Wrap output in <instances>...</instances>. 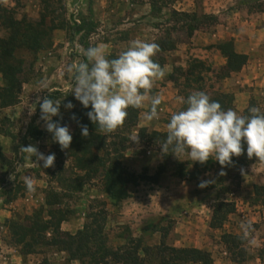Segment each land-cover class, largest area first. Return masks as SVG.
<instances>
[{
    "label": "rangeland",
    "instance_id": "1",
    "mask_svg": "<svg viewBox=\"0 0 264 264\" xmlns=\"http://www.w3.org/2000/svg\"><path fill=\"white\" fill-rule=\"evenodd\" d=\"M150 3L151 0H0V41L10 40L26 24L38 26L42 33L39 44L17 40L11 46L21 48L5 60L0 58V264H86L90 253L98 257L105 252L123 255L125 249L132 251L136 243L131 245L130 240L141 242L138 255L145 264H159L155 248L162 242L169 247L176 245L177 235L188 243H178L176 249H192L197 243L212 264L224 259L232 264H264V163L233 161L232 166L222 169L212 159L207 170H201L187 156L179 160L170 151L161 155L160 145L133 142L132 137L137 136L141 126L131 131L120 128L130 140L120 163L139 179L137 185H129L127 199L113 202L105 194L101 169L93 159L104 153L92 150L93 157L84 155L72 144L61 151L40 120L36 99L49 95L54 101H62L63 119L57 116L53 121L69 126L73 137L80 134L77 120L79 124L88 121V111L71 94L74 73H67L66 67L87 62L82 48L104 45L107 58L114 59L135 39L149 43L170 40L175 50L164 57L165 65L169 62L173 69L182 67L189 74L193 60L203 63L202 82L197 81L198 71L193 77L174 74L179 78L177 88L174 87L179 99L200 90L210 99L213 95H226L227 109L241 115L244 111L238 106L242 102L245 110L253 102V106L264 111V33L260 31L264 29V0H163L157 6L160 13L152 12ZM172 11L199 19L212 16L216 21H197L199 31L188 38L185 26L191 21L176 24ZM3 17H10L21 26L11 27ZM224 32L241 37L242 48L237 51L250 53L238 73L228 72L226 59L217 50L221 43L228 42L219 40L226 36ZM200 36L213 40V44L195 46ZM10 75H15L16 81L10 80ZM42 80L48 82L47 91H41ZM164 82L158 84L163 87ZM69 101L74 105L70 110L64 107ZM179 105V111L187 107ZM175 112L178 110L159 113L155 121L158 133H167V124ZM73 114L77 120L71 119ZM96 128L88 126L93 135H104ZM107 137L108 144L114 142L110 135ZM29 144L36 145L45 155L55 153V167L45 169L42 161L39 167L27 159L20 147ZM161 167L165 172L157 183L149 180L156 177ZM222 170L226 175H219ZM180 173L186 175L185 179L179 178ZM25 176L35 179V192L27 191ZM201 179L215 183L201 189ZM257 188L261 190L256 192ZM218 205L228 207L219 210ZM212 216L224 220L221 230L210 227ZM34 220L40 221L41 226L48 222L53 227L45 233L36 232ZM245 220L253 224L251 238L257 241L255 246L241 238L240 225ZM84 225L93 234L87 250L81 252L87 253L83 254L86 257L71 260L52 241L63 240L65 233L74 236ZM154 235L158 240L153 239ZM228 235L232 240L226 238ZM189 243L191 248H187ZM142 249L148 252L144 254Z\"/></svg>",
    "mask_w": 264,
    "mask_h": 264
},
{
    "label": "clouds",
    "instance_id": "2",
    "mask_svg": "<svg viewBox=\"0 0 264 264\" xmlns=\"http://www.w3.org/2000/svg\"><path fill=\"white\" fill-rule=\"evenodd\" d=\"M159 51L158 44L135 39L118 57L108 59L106 46H90L81 49L87 62L66 67L67 73H74L70 92L84 108L91 107L86 115L97 126L96 131L104 134L115 132L124 125L130 107L141 109L146 103L150 109L142 113L143 119L151 122L159 118L158 106L163 97L152 95L156 83L166 76V69L153 59ZM48 87L46 80L40 82L41 91H47ZM35 103L40 107V120L44 122L46 131L52 134L53 141L59 144L61 151L69 149L73 140L69 126L53 121L57 116L63 119L60 111L62 101H54L48 95L38 96ZM180 103L187 107L171 115L166 140L160 144L161 155H167L171 149V154L179 160L187 156L191 162L204 165L213 159L223 169L233 165L234 156L244 154L246 144L248 159L255 157L264 163V112L259 107L252 106L248 115H241L233 109L224 110L219 102L211 100L203 91H192L186 99L180 97ZM64 107L70 110L74 105L69 101ZM71 119L77 120V117L73 114ZM77 123L82 137H89L88 126L79 124L78 120ZM132 141L139 143V136H133ZM20 151L36 166L41 167L39 162L42 161L45 169L55 167V153L45 155L33 144L21 145ZM241 172L243 174L244 170ZM219 175L226 173L222 170ZM212 183L215 181L201 179L198 187L203 189ZM24 184L28 192H35L33 177L25 176ZM240 228L241 238L255 246L257 241L251 238L254 231L252 222L245 220Z\"/></svg>",
    "mask_w": 264,
    "mask_h": 264
},
{
    "label": "trees",
    "instance_id": "3",
    "mask_svg": "<svg viewBox=\"0 0 264 264\" xmlns=\"http://www.w3.org/2000/svg\"><path fill=\"white\" fill-rule=\"evenodd\" d=\"M163 0H151L150 6L152 12H161V8H157L159 4L162 3ZM6 11H3L2 14L5 15ZM6 14H8L6 12ZM6 18L7 21H10L11 27H20V23L12 22L13 20L10 17H3ZM171 18L175 20L174 22L176 24L182 23V21L187 22L188 20L191 21L192 24H187L185 27L186 32H187V37L191 38L193 34L197 31H199V26L200 22L198 23L197 21L204 20L205 22H215L216 18L212 16H202L201 19H199L196 16L189 15L187 13H178L176 11L171 12ZM40 25V24H39ZM10 27V28H11ZM175 30V29H173ZM14 35L10 36V40L8 41H0V58L5 60L4 58L11 57L15 50H18L21 47H17V45L11 46L12 42H15L17 40H22L25 42H30L34 41L35 44H39L42 38V33H40L39 27L26 24V26L23 28V30L18 29L15 31ZM169 32H166V35H169ZM41 37V38H40ZM23 43V42H21ZM20 43V44H21ZM156 44L159 45L160 51L156 54V56L153 57L154 61L159 63L162 67L165 65V57L164 55L166 53L172 52L175 50V45L170 42V40H160L155 42ZM9 49H8V48ZM7 48V49H5ZM217 50H219L220 54L226 59V69L228 70L229 73H238L246 64L247 62V57L244 55H239L234 52L233 45L231 42L227 43H221L218 47ZM7 53V55L5 54ZM192 66L191 69L192 71L189 72L185 71L182 67L174 68L173 73L170 74L168 77V80L174 84V86L177 88L178 86V80L179 78L176 77L174 74H178L179 77H184V75L188 76H194L195 72H199L197 81L202 82L203 77L201 76V72L203 71V63L199 60H193L192 61ZM206 72L208 71L205 70ZM18 72V71H17ZM10 80L13 82L16 81V76L15 75H10ZM18 85V83H17ZM19 88V86H18ZM7 91L6 88L3 89V91ZM1 91V90H0ZM200 91V90H199ZM9 93H12V89L10 88ZM184 98L186 99L188 95H183ZM228 97L223 94H219L217 96L213 95L211 100L217 101L221 104L222 108L224 110H227L226 107V99ZM8 106V105H6ZM253 106V102L250 103L248 108L244 110L242 115H248V109ZM90 107V106H89ZM185 109V108H184ZM86 111H89L88 108H85ZM128 116L127 119L124 123V125L120 128H123L122 131H131L132 129L137 128V123H138V115H139V109L135 108H129L128 110ZM264 112V111H262ZM87 113V112H86ZM85 122V123H84ZM83 124L86 125H94L89 119L88 121H82ZM118 128L117 130H120ZM121 130L116 131L114 134L110 133L107 135H93L91 131H89V137L84 138L80 134H75L72 140V146L73 148L75 147L76 150L79 152L84 153V155L92 156V150H97L99 152H103L104 155L103 157H98L94 156L93 159H96L98 161V167L101 169L102 173V178L103 181L105 182V194L110 197V199L113 202H120L128 198V192L127 189L129 185H137L138 177H136L134 174L128 173L121 165L120 161L123 157V153L127 149V144L130 143V140L127 139L123 133L121 134ZM110 135V138L112 137L114 139V142L112 141L111 143H107V136ZM137 136H139V143L146 145V144H151L152 146H158L162 144L166 140L167 133H158V132H148L146 129L142 128L137 131ZM118 142V143H117ZM247 145L244 144V154L239 156V157H234L233 161L238 162L241 160L245 163L250 162V163H256L257 158L253 157L251 160L248 159L247 157V152H246ZM171 153V149H169ZM166 157L163 159L164 163L166 161ZM91 162V161H90ZM213 160L209 159V161L201 165L198 162H195V166L197 168H201V170H207V167L212 164ZM86 171V170H84ZM165 172L164 167H161L154 178H150L149 180H153L155 183H157L159 176H161ZM186 175L183 173H180L179 178L180 179H185ZM261 188H257L256 192H259ZM223 207L227 208L228 206H223V205H218L217 208L220 210ZM62 221V220H61ZM224 220L212 216V223H211V228L213 229H220L222 227ZM35 227L36 232H43L45 233L47 230L52 228L48 222L43 224V226L40 225V221L34 220L32 222ZM21 228V227H20ZM19 228V229H20ZM21 228L20 230H22ZM89 227L84 225L83 230L78 231L76 235H70L69 233L63 234L64 239L61 240H53L52 243L54 246H57L60 251L66 252L69 254V257L71 260H76L79 258H84L87 253H81L84 250H87V245L89 244L91 238H93V234L88 233ZM54 231V230H53ZM227 239H231L230 235L228 237L226 236ZM234 239L239 240L238 237H234ZM21 244L22 241H19ZM131 245L134 243L135 246L132 249V251H129V249H125L123 255H119L118 252L115 253H108L105 252L103 255H100L98 257L93 256V254L90 253V255L87 254L88 257H90V260L86 264H110L111 262L113 264H120L125 261H133L135 264H145V260L143 258H140L138 255V252L141 249V242L140 241H132L130 240ZM144 254L148 252V249H142L141 250ZM155 256L159 262V264H186V263H194V264H212L209 255L199 251L197 249H176L173 247H169L166 245L164 242L160 244L157 248H155Z\"/></svg>",
    "mask_w": 264,
    "mask_h": 264
},
{
    "label": "crops",
    "instance_id": "4",
    "mask_svg": "<svg viewBox=\"0 0 264 264\" xmlns=\"http://www.w3.org/2000/svg\"><path fill=\"white\" fill-rule=\"evenodd\" d=\"M262 16H264V15H262ZM261 17H257V18L262 20ZM227 31H229V28L227 29ZM260 31H261V33H264V29H262ZM224 34H226V36L224 35V38H221L219 40H222V41L224 40L225 42H227V41L229 42L230 41L232 43V45H233V49H234L235 53H237L239 55H244V56L250 55V53L245 52V51L244 52L237 51L239 48H242L239 45V42H241V40H240L241 37L236 36V35L227 34L225 32H224ZM213 37H216V35H214ZM216 40H217V38H216ZM208 41H209L208 37L200 36L197 40H195V46L206 47V46H209L210 44H213V40H210L209 42ZM222 41H220V42H222ZM201 42H205V43L202 44ZM207 42H208V45H207ZM164 68L166 69V76L165 77L167 79L165 80V77H164L162 80L158 81V82L165 81L163 83L164 86L163 87L160 86L158 84V82H157V84L155 85V87L152 90V95L159 94V95H161L163 97L162 103L158 106V113L167 112L168 110H173V109H176V110L179 111L181 109V106L179 105V103H180L179 100L180 99L176 95V91L174 89V87H175L174 84L168 80V76H170V74L172 73L173 66H172L171 63L168 62V63H166V65H164ZM240 74H241V72H240ZM241 77H243V75H240V78ZM240 78L238 79V81H240ZM241 96L242 95L240 94V98H241ZM149 109H150V105L148 103H146L143 108L139 109L140 114L138 115V123H137V125L141 126L140 127L141 129L142 128L146 129L148 132H157L156 131L157 128L155 127V125H156L155 121L158 120V119H153L151 122H147V121H145L143 119L142 113L146 112V111H149ZM238 110H241V112L245 110V102L244 103L242 102V105L238 106ZM141 118L143 119V121L141 120ZM150 130H152V131H150ZM244 218H245V216H244ZM217 230H219V229H217ZM153 239L154 240H158L157 236H155V235L153 236ZM181 242H185L186 244L188 243L180 235H177V239L175 240L174 243L177 245L178 243H181ZM194 244L195 245L192 246V249H197L199 251H201L203 249V247L201 245H199L197 243H194ZM176 245H174L173 243L171 244V246L173 248H175ZM190 246H191V243L188 244L187 248H191ZM181 247H183V246H181ZM217 264H232V263H229L227 260L224 259V260H221V262H219Z\"/></svg>",
    "mask_w": 264,
    "mask_h": 264
}]
</instances>
